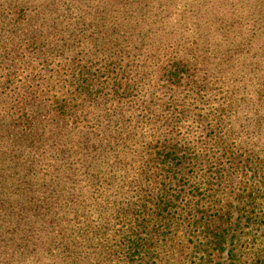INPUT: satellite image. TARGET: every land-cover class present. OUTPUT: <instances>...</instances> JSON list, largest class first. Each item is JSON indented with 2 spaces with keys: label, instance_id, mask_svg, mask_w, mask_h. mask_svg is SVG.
<instances>
[{
  "label": "rangeland",
  "instance_id": "rangeland-1",
  "mask_svg": "<svg viewBox=\"0 0 264 264\" xmlns=\"http://www.w3.org/2000/svg\"><path fill=\"white\" fill-rule=\"evenodd\" d=\"M90 24L95 27L88 28ZM115 48L120 51L117 55L113 53ZM152 52L161 57V64L157 60L160 57L154 58V72L138 67L149 62ZM49 53L53 58H46ZM68 56L75 59L77 71L87 64L88 70L102 81H111L123 68L127 79H133L134 87L128 94L123 90L113 94L106 88L86 106L82 117L91 119L93 114L97 115L95 127H88L82 118L79 123L71 120L72 124L53 122L51 133L55 132L54 127L64 132L66 128L73 136L95 131L93 141L104 145L112 135L121 133L124 125L132 126L147 111L146 116L155 118V125L162 127L157 133L168 132L175 142L186 143L199 153L197 161L185 164L190 169L188 182L184 176L174 178V173L166 171L160 175L156 171L152 178L167 183V189L183 187L178 184L183 179L185 190L198 188L195 193L204 194L216 179H222L219 195L230 205L223 212L212 211L217 222L215 226L208 225L226 234L227 241L209 247L199 234V220L197 226L188 228L195 237L189 236L182 245L175 241L184 254L178 255L185 261L181 264L201 255L206 258L201 257V264H229L230 252L241 257V264H264V219L258 218V212L241 221L234 232L250 241L231 239L238 208L248 202L240 195L256 192L258 181H264V0H0V173L4 178H21L12 170V156H6L13 148L11 141L21 139L22 129L16 122L35 114L39 107L49 117L45 111L51 108L52 101L64 98L60 85L69 78L70 70L64 69ZM175 62V66L184 67L176 75L167 71V66ZM46 63L48 73L42 69ZM30 65L33 69H29ZM54 71L50 80L34 77L40 72L48 77ZM124 77L125 74H118L120 82ZM117 101L113 118L112 109ZM181 110L182 120L176 117L177 122H171V115ZM209 130L216 133L213 140L207 137ZM140 133L145 136L151 131ZM204 143L206 149L201 147ZM226 147L227 155L233 154L229 163L227 157L214 158L223 154ZM79 150L82 156L85 149ZM77 151L73 149L65 156L53 154L52 159L45 154L43 159L39 158L37 173L53 175L51 168L55 166H61L63 172L70 163H79ZM122 155L123 151L115 157L111 153L110 161L116 165L124 161L120 160ZM222 161L226 167L231 166L229 173L221 168ZM247 161L258 170L253 180L244 165ZM137 165L132 163V169L121 171V177H131ZM114 176L113 172L105 178L111 181ZM131 182L132 179L128 195L133 202L161 187L152 181L143 190L138 183ZM191 194L194 192L187 193ZM263 208L264 202L260 206ZM211 219L209 224L213 223ZM175 221L159 223L161 233L173 235L176 228L184 226ZM165 242L169 241L160 236L146 241V245L152 250ZM190 248L203 251L196 258L189 257Z\"/></svg>",
  "mask_w": 264,
  "mask_h": 264
},
{
  "label": "trees",
  "instance_id": "trees-1",
  "mask_svg": "<svg viewBox=\"0 0 264 264\" xmlns=\"http://www.w3.org/2000/svg\"><path fill=\"white\" fill-rule=\"evenodd\" d=\"M54 5L52 3L51 7ZM94 27L93 24L88 26ZM140 52H144V49ZM113 53L117 55L120 51L115 48ZM38 55L42 56L40 53ZM38 55L32 54L35 57ZM149 55L144 56L149 58V62L145 61L138 67L150 68L154 72L156 67L151 66L154 58L160 57V54L154 55L152 52ZM46 58H53L52 53ZM108 58L111 62L112 56ZM70 60L71 56H68V66L64 67L70 70L69 78L60 85V92L65 96L61 100H53L51 108L48 107L45 111L51 116L47 117L39 107L35 114L16 122L22 129L19 133L21 139L11 141L13 148L6 156L8 159L12 156V170L21 175V178L6 179L0 173V264H181L185 261H182V257L179 259L178 255L184 254L177 243L179 241L182 245L185 239L193 236L188 228L199 223V234L209 247H217L222 243L220 241H227L226 234L208 227L215 226L217 222L212 211L223 212L225 207L230 206L219 195L222 179H216L206 188L208 192L204 194L195 193L198 188L185 190L186 183L181 181L183 179H179L178 183L183 184V187L167 189V183L152 178L154 173L160 175L166 171L169 174L174 173V178L182 175L188 182L190 177L187 174L190 169L185 164L197 161L199 153L186 143L175 142L168 132L157 133L162 127L155 125V118L146 116L147 111L132 126L124 125L121 133L108 137L110 140L104 145L93 141L94 134H97L95 131L91 135L73 136L66 128L64 132L59 128L56 131L57 128L54 127L55 132L51 133L53 122L62 124L66 121V124H72L71 120L79 123L82 118L88 127H95L97 115L93 114L91 119L82 117L86 106L96 101L106 88L111 89L113 94L121 90L128 94L134 87L133 79H127V71L123 68L120 73L111 77V81H102L98 75L88 70L87 64L81 71H77L75 59L71 63ZM157 60L161 64V57ZM48 63L42 67L46 73L49 72ZM176 63L178 62L167 66L170 74L176 75L180 72L179 69H184L180 65L175 66ZM110 65L113 66V62ZM29 69H33L32 65ZM46 73H36L34 77L50 80L55 71L48 77L44 75ZM118 74H125L123 82H120ZM118 104L119 101L113 106V118L116 117L115 109ZM182 111L184 110L171 115V122H177L176 117L182 120ZM141 130H149L151 133L144 136V133H140ZM215 136V131L207 132L209 139L213 140ZM205 144L207 143L201 146L203 149L207 147ZM201 147L200 151L203 152ZM73 149L78 150L77 155L81 158L79 163H70L63 172L61 166H55L51 168L53 175L37 173L39 158L43 159L45 154L51 159L53 154L65 156L64 153H70ZM79 149H85L82 156L79 155L82 152ZM122 151L120 160L124 161L114 165L115 161H110L111 153L115 157ZM227 152L228 147L223 154H216L214 158L224 160L227 157L229 163L228 158L233 154L227 155ZM222 162L221 168L229 173L231 166L226 167V163ZM132 163H137V168L131 177L129 175L122 178L120 172L132 169ZM252 164L253 162L248 161L244 163L249 168L250 180L258 175V170ZM113 172L114 178L108 181L109 177L105 178L106 175L110 176ZM130 179L131 183H138L143 190L152 181L158 182L161 187L154 194H145L144 198L133 202L128 195ZM256 186V192L240 195L248 202L241 203L238 208L236 228L231 235L234 241H250L243 239L241 235L235 236L234 232H237L241 221L251 217V213L258 212V218L264 219V208L260 209L264 202V181H258ZM191 192L194 194L187 195ZM212 217L214 218L211 219ZM204 218V223H201ZM210 219L213 222L211 224L208 223ZM171 220H177L176 225L184 226L176 228L173 235L161 233L162 227L159 223ZM160 236L163 241L169 242L150 250L146 241L150 242ZM202 251L200 248L196 251L192 249L188 254L189 257L196 258V254ZM201 257L206 260L201 255L189 263L201 264ZM228 258L229 264L244 263L241 257L231 252Z\"/></svg>",
  "mask_w": 264,
  "mask_h": 264
}]
</instances>
